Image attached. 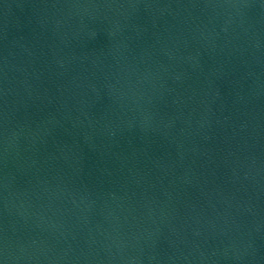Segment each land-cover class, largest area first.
Wrapping results in <instances>:
<instances>
[{
	"label": "water",
	"instance_id": "1",
	"mask_svg": "<svg viewBox=\"0 0 264 264\" xmlns=\"http://www.w3.org/2000/svg\"><path fill=\"white\" fill-rule=\"evenodd\" d=\"M0 264H264V0H0Z\"/></svg>",
	"mask_w": 264,
	"mask_h": 264
}]
</instances>
